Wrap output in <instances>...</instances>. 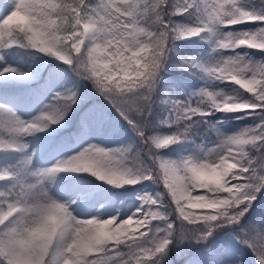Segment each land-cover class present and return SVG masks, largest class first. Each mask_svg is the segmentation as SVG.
Listing matches in <instances>:
<instances>
[{
  "label": "snow or ice",
  "instance_id": "6c2138e0",
  "mask_svg": "<svg viewBox=\"0 0 264 264\" xmlns=\"http://www.w3.org/2000/svg\"><path fill=\"white\" fill-rule=\"evenodd\" d=\"M189 10L198 14V23H174V15ZM0 11L7 12L0 21V49L18 43L30 46L69 65L81 79L92 81L136 126L151 161L130 165L126 163L130 149L89 145L51 168L33 172V181L7 170L0 172V181L15 177L9 190L0 192V264H155L154 258L168 250L176 231L162 208L170 207L189 224L203 222L206 228L191 237L201 241L224 224L238 223L264 195V164L254 165L249 154V146L264 147V63L254 64L235 52L242 46L264 50V26L241 33L223 31L245 22H264V15L245 10L239 0H182L174 10L171 0H3ZM203 32L217 36L216 48L234 53L205 70L217 80L235 82L252 98L221 97L207 88L198 96L207 98L218 111L253 110L259 123L224 138L203 156L162 159L152 151L153 146L167 147L184 138L182 132L149 135L132 113L159 82L171 41ZM17 71L9 65L0 69V75ZM80 98L75 87L57 91L53 102L31 121L4 110L0 149L15 147L18 135L58 124ZM172 103L177 120L190 121L206 114L199 103ZM91 114L100 115L96 110ZM67 170L92 173L117 187L146 179L162 181L170 200L165 205L159 197L145 193L140 197L141 207L126 218H81L73 213L74 201H61L49 191L48 181ZM154 221L165 222V226ZM260 259L264 264V254Z\"/></svg>",
  "mask_w": 264,
  "mask_h": 264
},
{
  "label": "rangeland",
  "instance_id": "374dc122",
  "mask_svg": "<svg viewBox=\"0 0 264 264\" xmlns=\"http://www.w3.org/2000/svg\"><path fill=\"white\" fill-rule=\"evenodd\" d=\"M180 4L179 1L171 0L173 10ZM239 4L253 14L264 15V0H239ZM10 10L11 8L8 11ZM6 14L7 12L0 11V21ZM172 18L177 25L196 24L199 19L194 10ZM261 26H264V22H245L224 28L223 31L241 33L256 31ZM216 39L215 34L203 32L198 36L172 40L171 51L159 82L148 93L147 100L140 99L137 102L138 110L132 113L146 132L150 122L158 120L159 126L163 128L159 127L149 135L164 137L177 132L171 123L172 119H176L173 101L199 103L205 107L206 114L191 118L192 124L188 129L192 134L186 140H178L159 149L153 146L152 151L162 159L178 161L186 157L203 156L224 138L239 134L259 123V115L253 110L218 111L207 98L198 96L201 89L207 88L219 93L221 97L232 96L240 100L252 98L250 93L235 82L217 80L205 70L221 61L225 55L234 54L229 50L216 48ZM235 52L254 64L264 63V50L242 46ZM186 61L196 63L203 70V75L197 79L182 77L177 66ZM9 65L18 71L0 75V116H3L4 110H8L25 121H31L40 115L45 105L53 102L57 91L65 88H77L81 98L58 124H51L41 132L18 135L15 137V147L0 149V172L7 170L33 181V172L51 168L89 145L111 150L130 149L127 153L130 159L126 161L130 165L138 160L145 164L151 163L136 126L96 90L92 81L79 78L69 65L54 56L19 43L0 49V69ZM158 84L171 104L169 112L163 117L157 114V110L152 111L148 102ZM93 110L100 115H92ZM4 135L8 138L6 133ZM249 154L254 157V165L264 164V147L249 146ZM14 183L15 177L0 181V192L9 190ZM48 184L49 191L55 198L70 203L74 201L71 203L73 213L81 218H108L116 215L126 218L141 207L140 197L145 193L159 197L165 205L170 200L163 182L151 179L141 180L136 185L117 187L100 180L94 174L67 170L57 173ZM162 193L165 195L161 196ZM162 211L169 213L168 222L175 223L176 231L168 250L154 258L155 264H261L260 257L264 254V195L257 198L238 223L224 224L215 229L213 234L221 231L217 236L201 241L191 237L196 231L206 228L203 222L198 225L189 224L170 207H164ZM153 223L159 227L165 226L162 221ZM147 264H153V261H148Z\"/></svg>",
  "mask_w": 264,
  "mask_h": 264
},
{
  "label": "trees",
  "instance_id": "16d2710c",
  "mask_svg": "<svg viewBox=\"0 0 264 264\" xmlns=\"http://www.w3.org/2000/svg\"><path fill=\"white\" fill-rule=\"evenodd\" d=\"M178 1L180 3L182 2V0H174V2H178ZM180 6H181V4L179 5V7ZM177 69H178V71H179V73H180V75L182 77L193 78V77H197L198 76L197 70H196L195 66L192 63L186 62V63L179 64L177 66ZM164 100H165V94H164V92H163V90L161 88V85L158 84V86L156 88V91L154 92L153 96L149 99L148 102H149V108L152 111L157 110V114H160V117L164 116L165 113L168 111V104L169 103L165 102ZM153 101H155V103H153ZM187 123H188V121H185L183 119H180L178 122H174L173 121V125L176 128L177 132L178 131L181 132L182 128H184ZM159 127L160 126L158 125L157 120H153L147 126L148 134H151L152 132H154ZM188 133H189V130H187L186 133L185 132L182 133L184 138L180 139L179 141L185 140V138L187 137ZM83 173H86L88 175H93V174H91L89 172H83Z\"/></svg>",
  "mask_w": 264,
  "mask_h": 264
},
{
  "label": "bare ground",
  "instance_id": "6f19581e",
  "mask_svg": "<svg viewBox=\"0 0 264 264\" xmlns=\"http://www.w3.org/2000/svg\"><path fill=\"white\" fill-rule=\"evenodd\" d=\"M70 186V185H69ZM114 212V211H113Z\"/></svg>",
  "mask_w": 264,
  "mask_h": 264
}]
</instances>
